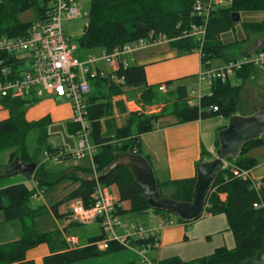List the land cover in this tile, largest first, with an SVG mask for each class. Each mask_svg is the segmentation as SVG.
Here are the masks:
<instances>
[{
	"label": "trees",
	"instance_id": "16d2710c",
	"mask_svg": "<svg viewBox=\"0 0 264 264\" xmlns=\"http://www.w3.org/2000/svg\"><path fill=\"white\" fill-rule=\"evenodd\" d=\"M89 1L87 24L83 28L81 37L77 40V50L84 53L110 52L115 48H121L126 44L143 39L150 32L174 37L180 31L187 29L189 25L198 23L193 13V6L197 0ZM49 2L50 0H0V39L23 37L34 23L45 22ZM29 12L32 14L33 20L21 22L20 17ZM244 13L264 14V0H233L231 5L218 8L211 15L206 25V38L200 58L201 65L204 66L207 63L206 69L211 68L212 62L216 60H221L224 64L243 60L241 58L243 52L238 58H233L231 61L228 59L227 53L235 47L237 42L222 41L221 37L235 28L231 16L233 14L240 16ZM242 28L245 33L253 37V40L264 35V21L242 23ZM172 46L180 56L195 53L198 50V45L193 39L178 41ZM254 74L253 67L244 65L234 76L239 81L238 86H232L229 81L225 84L213 82L210 95L202 97L199 106L194 108L187 107L184 100L186 86L179 84L180 81L165 83L168 87L174 85V88L167 95L160 96L156 87L146 85L142 67L130 66L119 69L113 75L115 81L90 82V94L86 98V109L90 125V142L96 147L93 163L98 176L97 184L109 188L111 194L115 195L118 216L129 218L130 223L136 221L133 219L142 218L149 213L169 217L165 213L150 211L147 208L142 191L132 181L126 169L117 168L108 176L102 177L112 163L113 157L122 154L140 155L139 137L152 133L158 120L166 115L174 116L180 124L211 118H221L227 122L228 118L238 113H242L241 116L252 115L251 112L243 111L241 94L245 84L250 82ZM17 75L14 74L12 79H17ZM129 92H139L138 102L146 106L155 103L170 105L165 106L156 115L130 113L124 124L117 128L114 125L112 100ZM39 100L34 95L24 99H0V108L9 114L6 120L0 122V153H9V163L17 156L23 164H36V154L31 156L28 153L26 139L32 131H37L36 142L37 144L43 143L49 121L45 118L36 123H26L24 115L26 110ZM213 107L217 109L215 113L209 111V108ZM258 111L255 110L254 113ZM108 120L113 124L115 135L113 138L105 139L102 137L103 123ZM66 126L74 136L75 128L69 123ZM224 127L216 130L215 150L218 148L217 133ZM263 144L264 137L246 143L241 149L239 157L236 160H228L227 163L240 170H252L255 163L246 158V155L250 150ZM203 160L202 155L199 163H202ZM9 176L14 175L8 174L4 177ZM91 176L90 170H75L65 177H53L44 174L37 167L31 179L39 191L42 186L50 189L63 180H68L71 184L78 186L62 201L49 209L54 218L60 219L65 216L60 210L66 203V208L74 202H80L84 208L90 207L89 198L96 186ZM4 177H0V179ZM156 183L161 198L189 203L195 175L192 179L165 183L156 181ZM260 183L264 185V179ZM33 194L34 191H29L24 185L0 188V213L3 214L4 221L6 223L17 221L21 224L20 240L0 246V264H33L25 261V254L43 244L48 245L50 249L55 247L57 251L44 258L42 264H77L124 251L117 244L111 243L105 251L98 252L94 245L101 237L89 239L85 248L68 250L63 248L58 231L45 234L37 233L33 221L42 215L44 210L42 208L32 209L29 206ZM222 196H224V200H221ZM260 204L264 205V186L255 192L249 181L232 177L227 167L213 184L203 214L205 217L223 216L225 218L234 241L233 249L218 248L206 258L186 263L178 259H171L161 264H244L253 259L264 246V211L253 208V205ZM176 221L186 224L177 219Z\"/></svg>",
	"mask_w": 264,
	"mask_h": 264
},
{
	"label": "built area",
	"instance_id": "2783aa9c",
	"mask_svg": "<svg viewBox=\"0 0 264 264\" xmlns=\"http://www.w3.org/2000/svg\"><path fill=\"white\" fill-rule=\"evenodd\" d=\"M233 0H197L193 6V13L198 20L191 24L177 36L167 37L163 34L150 32L143 39L115 48L110 52L100 51L96 56H86L81 62L74 55L76 47L69 44L62 31V23L82 18L76 0H50L47 20L36 22L23 37L0 39V99H24L34 95L37 99L45 96L53 100H60L69 104L71 117L69 124L75 128L76 150L66 154L64 150L44 152V158L51 163L71 158L76 161L87 159L90 163L91 177L96 183L91 194L90 207L84 208L80 202L71 203L67 207L65 222L80 227L97 224L101 239L94 245L98 252H103L111 243H115L124 250L136 252L141 264H153L145 256L148 250L158 244V234L167 227L181 224L175 218L154 222L151 213L149 224L151 228L134 223H124L117 215L116 202L109 188L97 184V173L93 163L96 147L90 142V125L87 120L86 98L90 94V82L113 80L119 69L127 68L133 62V55L143 49L172 45L178 41L193 39L198 45L197 53L201 58V49L205 43L206 25L211 15L222 5H231ZM84 18L87 15H83ZM127 58V59H126ZM103 64L105 71L98 68ZM244 65H250L259 72H264V53H258L242 61L229 62L219 69H206L207 63L202 65L198 74V82H219L225 84L234 78L236 72ZM18 74L17 79H12ZM160 94L172 91L171 87L160 84L156 87ZM199 91L190 92L185 96L187 107L199 106L201 100ZM143 105H132V113L152 115L154 110L147 112ZM215 113V107L209 108ZM221 119V118H220ZM232 177L249 181L252 189L258 192L264 185L260 181H252L249 172L226 164ZM224 181H227L224 179ZM41 194L37 190L32 199L40 200ZM254 209H262L264 205H253ZM70 245H76L73 237H66Z\"/></svg>",
	"mask_w": 264,
	"mask_h": 264
},
{
	"label": "crops",
	"instance_id": "0c3cea01",
	"mask_svg": "<svg viewBox=\"0 0 264 264\" xmlns=\"http://www.w3.org/2000/svg\"><path fill=\"white\" fill-rule=\"evenodd\" d=\"M223 7H226V5H222L220 8ZM98 53L99 51H97V54ZM127 63V67L136 66L143 68L144 79L148 87H157L160 84L173 81H180L179 84H183L187 87L191 82L196 81L199 89L202 83L198 82V74L203 69L198 53L195 52L180 56L172 45H162L140 50L133 55V62L129 63V60L127 59ZM223 65V62L220 63V65H214L212 63L211 68L219 69ZM98 68L105 71V67L101 63L98 64ZM263 74V72L255 70L254 77L251 78L249 84L252 85L256 83L257 77H259V81H264ZM234 80H236V78H234ZM236 81L239 83L238 80ZM212 83L208 82L210 89ZM173 88L174 85L171 89L173 90ZM244 90L248 92L250 90L253 97H257L258 100L259 95L254 88H245ZM135 93L138 95L140 94L139 92ZM167 94L161 95L164 96ZM119 98L120 97L114 99ZM114 99L113 104L117 102V100ZM58 101L59 100H53L48 96L41 98L38 102L26 110L24 115L26 123H36L45 118L48 119L49 126L60 125L64 122L69 123L71 117L70 106L66 102ZM139 104L142 103L139 102ZM129 105L130 107H125V109L126 113L127 110H129L130 114L132 113L133 104ZM168 105L170 104L157 105L158 108H156V111H154L152 115L159 114V112L165 106L168 107ZM127 116L128 114L117 117H123L125 122ZM4 117L7 116L1 115L0 119ZM117 117L113 119L117 120ZM220 120L224 121L223 119ZM122 124L117 125V128H120ZM215 135L216 134H213L212 127L210 126L208 127V130L203 132L202 121L180 124L174 116L166 115L158 120L155 125V130L152 133L139 137L138 150L141 156L148 159L157 182L165 183L168 181L187 180L194 177L195 167L200 162L202 155L204 158L203 162H208L213 159L215 153ZM246 158L255 163L253 169L248 171L250 179L255 182L264 179V144L250 150L247 153ZM29 181H32V179H29ZM35 190H37L36 187H34L33 191ZM221 200H224V196L221 197ZM44 212L45 210L43 213ZM65 216L60 219L53 217L55 230L48 232L51 233L58 231L60 239L63 242V248L68 250L85 248L88 245L89 239L101 236V232L97 224L85 226L86 228H97L99 234L87 237L86 242L80 244V239L77 236L70 234L74 231H78L77 229L80 228V226L66 223ZM150 217L151 213L142 218L133 219L136 220L133 223L145 226L146 228H151L152 225L149 224L148 221ZM168 219L169 217L154 215V222ZM121 220L124 223H130L131 221L127 217H121ZM66 237L75 238L76 245L72 246L68 244ZM20 238L21 224L17 221L6 223L4 221L3 214L0 213V246L17 242ZM233 247L234 241L228 230L225 218L223 216L205 217L203 214L201 219L193 223L177 224L163 229L158 234L157 246L148 250L145 256L153 264H161L171 259H178L179 261L186 263L206 258L218 248L231 250ZM56 251L57 249L55 247H51L50 249L48 245L43 244L27 251L25 254V261L33 264H42L44 258L50 256ZM77 264L141 263L136 252L124 250L122 252L102 256Z\"/></svg>",
	"mask_w": 264,
	"mask_h": 264
},
{
	"label": "rangeland",
	"instance_id": "374dc122",
	"mask_svg": "<svg viewBox=\"0 0 264 264\" xmlns=\"http://www.w3.org/2000/svg\"><path fill=\"white\" fill-rule=\"evenodd\" d=\"M77 6L81 13L82 18H77L70 22H63L61 25L65 38L68 40L71 46L76 47V48H78L77 40L81 37L83 33V28L87 24V20H88L87 17L89 15V9H90V1L89 0L78 1ZM227 6L229 5H226V7ZM84 14L87 15L86 18L83 17ZM32 20H33L32 14L30 12L20 17L21 22H30ZM261 21H264V14L262 13L241 14L239 16V21H238L237 26H235V28L232 31H230L228 34L221 37V40H224V41H230L233 43L237 42V44H235V47H233L232 50L229 53H227L228 59L230 61L233 58H238V56H240L242 52L244 53L255 40V39L253 40V37L250 36V34L245 33L243 31L242 23L261 22ZM96 54H97V51H93L90 53H84L78 50V52H76L74 56L78 58L79 61L83 62L86 59V56L88 55L95 56ZM222 62L223 61L221 60H216V61H213L212 63L214 65H220V63ZM263 77H264V74H263ZM234 78H232L229 82L232 86H238L239 83L236 80H234ZM258 78L259 77L256 78V83L252 85H250L249 82L245 84L244 89L245 88L251 89V87L254 88L257 91V94L259 95V97L257 100V97L254 98L250 90L249 92L244 90L241 94V105L243 107L244 112L248 111L253 114L255 110L258 111L264 108V81H259ZM191 91L195 93L199 91L202 97L204 96L207 97L210 94V86L208 85V82H202L198 89L196 81H193L186 87V93H190ZM159 95L161 96V94ZM137 96H139L137 93L130 92L120 97L119 99H114V100L123 101L125 104V107L127 108V107H130L129 104H134L135 106L139 104L138 102L139 97ZM58 102H61V101L59 100ZM157 105L159 104L155 103L150 106L145 105L144 108H146L147 112H149V110H154L158 108ZM129 112L130 111L127 110L126 115L129 114ZM241 114L242 113H238L239 116H241ZM1 115H6L7 117L0 119V122L9 117L8 112L0 108V116ZM114 116L113 118L117 117L115 112H114ZM202 122H203V132L208 130V127L210 126L212 127L213 134H216L217 129L223 126H226L227 124V122L222 121L220 119H215V118L206 119V120H203ZM122 123H124L123 117H117V120L114 119L115 127H117V125L122 124ZM66 124L67 123L64 122L60 125L48 126L44 133L43 143L37 144L36 142L38 138L37 131H32L26 139L25 144H26L28 153L31 156L33 154H36L35 161H36V165L38 169L42 171L44 174H47L49 176H53V177H58V176L63 177L64 176L65 177L73 173L75 170H90V163L87 159L76 161L71 158H68L67 160H64V159L59 160L57 163H51L50 161H47L44 158V152L46 150L55 152L58 149L60 150L62 149L64 150L66 154H70V155L75 152L77 141H76V138L73 136V134H71ZM8 156H9L8 152L0 153V177H4L8 175L4 172L6 169H8L12 165L14 161V158H13V160L9 163ZM16 185H24L26 189H28L31 192L34 190V187L37 188V185L34 182L29 181V179L26 176H22V175H14V176L4 177L0 179V188H7L11 186H16ZM76 187L77 185L71 184L68 180H63L50 189H47L46 186L41 187L40 200L37 201L35 199H32L29 204V206L32 209L42 208L43 210H45V212L42 215H40L38 218H36L33 221V226L37 233L45 234V233L55 230V222H54L53 216L48 210L52 206L62 201ZM36 192L37 190L34 191V193ZM112 196H113V199L116 200L115 195H112ZM66 204H64V207L60 210L62 211L63 215L67 213ZM167 216H169L170 218H175L174 216H170V215H167ZM77 230L78 231H74L70 234L77 236L80 239V244L85 243L87 237L91 235L99 234L97 228L95 227H91V228L80 227Z\"/></svg>",
	"mask_w": 264,
	"mask_h": 264
},
{
	"label": "water",
	"instance_id": "95a60500",
	"mask_svg": "<svg viewBox=\"0 0 264 264\" xmlns=\"http://www.w3.org/2000/svg\"><path fill=\"white\" fill-rule=\"evenodd\" d=\"M231 20L233 25L237 26L239 16L233 14ZM258 53H264V35L255 39L251 46L242 53L241 58L248 59ZM113 108L117 116L126 114L123 101L115 102ZM103 130V138L114 137L115 130L110 120L103 123ZM263 137L264 109L249 116L235 114L228 118L224 129L217 133L218 148L214 153L213 159L208 162L198 163L195 167V183L189 203L161 198L151 165L141 155H115L102 177L108 176L117 168L126 169L132 181L142 191L143 200L150 211L174 216L182 223H193L202 218L207 197L217 178L226 169L227 161L236 160L246 143L257 141ZM36 169L37 165L35 163L23 164L18 157H15L12 165L4 173L22 175L31 179ZM244 264H264V246L253 259Z\"/></svg>",
	"mask_w": 264,
	"mask_h": 264
}]
</instances>
